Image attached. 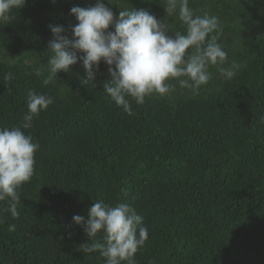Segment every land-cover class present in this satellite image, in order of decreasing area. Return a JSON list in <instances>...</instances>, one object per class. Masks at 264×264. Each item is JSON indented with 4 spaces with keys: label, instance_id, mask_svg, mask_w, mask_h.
Here are the masks:
<instances>
[{
    "label": "trees",
    "instance_id": "trees-1",
    "mask_svg": "<svg viewBox=\"0 0 264 264\" xmlns=\"http://www.w3.org/2000/svg\"><path fill=\"white\" fill-rule=\"evenodd\" d=\"M110 3L114 16L145 9L165 19L169 35L185 31L177 17H165L163 0ZM94 4L25 0L0 24V128L23 124L29 92L53 99L22 129L39 149L33 176L18 189L19 216L0 202V264H104L99 252L77 250L91 241L72 220L87 219L101 200L127 203L143 217L148 240L136 264H264V0H189L197 15L219 18L224 67L234 60L241 69L225 80L210 67L199 95L176 85L143 105L129 97L131 116L104 92L103 62L94 87L81 84L79 62L47 86L46 72L35 74L47 63L49 26L70 36L77 23L70 9Z\"/></svg>",
    "mask_w": 264,
    "mask_h": 264
},
{
    "label": "clouds",
    "instance_id": "clouds-1",
    "mask_svg": "<svg viewBox=\"0 0 264 264\" xmlns=\"http://www.w3.org/2000/svg\"><path fill=\"white\" fill-rule=\"evenodd\" d=\"M107 3L111 5L110 0ZM162 4L165 17H177L185 28L183 33L169 35L170 25L165 19L158 21L145 9L125 8L114 16L105 0H95L90 7H72L70 15L77 23L71 27V35L65 34L63 26H49L53 38L45 52L47 63L36 68L35 74L46 72L43 84L47 86L59 72L70 73L79 62L85 73L81 84L94 87L103 62L110 75L103 90L129 116L134 115L129 97L143 105L147 97L175 93L176 85L199 95L213 78L209 71L212 66L225 80L238 75L241 65L236 61L224 67L228 53L218 43L222 29L217 16L207 12L197 15L189 0H163ZM24 5L25 0H0V24L9 23L13 10ZM13 79L11 72L4 77L6 83ZM26 103L28 111L22 125L0 128V202H7L3 210L13 218L19 216L18 189L33 176L34 156L39 149V144L22 129H30L34 117L47 110L53 99L31 91ZM260 123L264 124V117H260ZM72 220L83 227L91 241L77 250L83 254L99 252L104 264H136L135 255L148 240L143 217L127 203L111 206L96 201L88 208L87 219L74 215ZM14 229L15 225L9 227L10 231Z\"/></svg>",
    "mask_w": 264,
    "mask_h": 264
},
{
    "label": "rangeland",
    "instance_id": "rangeland-1",
    "mask_svg": "<svg viewBox=\"0 0 264 264\" xmlns=\"http://www.w3.org/2000/svg\"><path fill=\"white\" fill-rule=\"evenodd\" d=\"M8 60V59H7Z\"/></svg>",
    "mask_w": 264,
    "mask_h": 264
}]
</instances>
